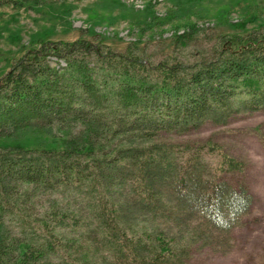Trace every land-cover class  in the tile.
Here are the masks:
<instances>
[{
    "label": "trees",
    "instance_id": "1",
    "mask_svg": "<svg viewBox=\"0 0 264 264\" xmlns=\"http://www.w3.org/2000/svg\"><path fill=\"white\" fill-rule=\"evenodd\" d=\"M197 31L175 32L174 54L156 62L135 42L116 51L94 36L41 41L10 63L0 76V264H185L193 248L230 246L252 197L223 173L242 163L211 142L153 137L264 114V31L217 37L187 60Z\"/></svg>",
    "mask_w": 264,
    "mask_h": 264
},
{
    "label": "rangeland",
    "instance_id": "2",
    "mask_svg": "<svg viewBox=\"0 0 264 264\" xmlns=\"http://www.w3.org/2000/svg\"><path fill=\"white\" fill-rule=\"evenodd\" d=\"M189 23L198 31L184 50L187 60L207 55L217 37L264 31V0H44L40 6L0 7V76L41 41L78 37L96 36L116 51L135 42L156 62L174 54L173 34ZM39 139L40 144L60 146L58 139L43 135ZM153 141L215 144L242 163L241 171L225 172L223 177L231 184L243 183L252 197L248 213L231 232L230 246L223 251L193 248L185 264H264V114L239 113L225 124L204 122L184 133L160 131ZM37 142L34 137L24 140L28 147H36ZM203 159L211 167L217 158L214 152H204Z\"/></svg>",
    "mask_w": 264,
    "mask_h": 264
}]
</instances>
